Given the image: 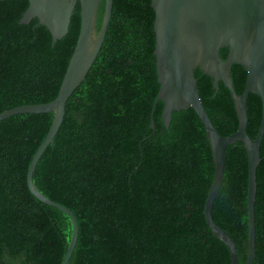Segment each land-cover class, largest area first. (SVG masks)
Listing matches in <instances>:
<instances>
[{
  "label": "trees",
  "instance_id": "1",
  "mask_svg": "<svg viewBox=\"0 0 264 264\" xmlns=\"http://www.w3.org/2000/svg\"><path fill=\"white\" fill-rule=\"evenodd\" d=\"M27 0L0 1V114L53 101L73 56L81 5L69 32L53 42L34 19L20 22ZM100 5L97 32L104 16ZM152 0H114L105 42L86 79L70 97L63 124L40 159L34 183L68 207L79 223L69 264H231L228 247L207 225L204 207L215 176L206 130L194 109L163 122L156 66ZM224 59L228 49L221 51ZM238 94L248 73L235 64ZM203 105L222 136L239 120L222 81L196 70ZM262 99L250 94L247 132L257 137ZM152 119L156 130L151 128ZM54 113L20 114L0 122V264H63L73 225L58 208L30 192L27 174ZM249 156L243 142L227 149L223 183L213 208L217 225L234 239L240 264L249 249ZM256 247L264 264V140L257 169Z\"/></svg>",
  "mask_w": 264,
  "mask_h": 264
},
{
  "label": "water",
  "instance_id": "2",
  "mask_svg": "<svg viewBox=\"0 0 264 264\" xmlns=\"http://www.w3.org/2000/svg\"><path fill=\"white\" fill-rule=\"evenodd\" d=\"M8 1V0H0ZM29 7L22 25L34 19L48 28L53 42L69 32L73 12L81 5V28L73 56L62 81L58 96L49 103L16 107L0 114V122L20 114L54 113L52 126L34 155L27 174V185L32 195L43 204L65 212L72 221L73 232L63 264H69L79 238V223L66 206L43 194L34 183L37 165L57 136L66 113V106L84 82L101 52L109 29L114 0H27ZM105 1L102 26L97 32L100 5ZM155 11L156 66L160 91L154 103H164L163 122L170 126L174 111L194 109L210 142L215 164V176L204 207L208 227L229 249L231 264H240L237 245L213 217V208L221 189L226 168L227 149L243 142L249 156V249L247 264H253L256 247L255 203L257 169L261 163L264 140V0H152ZM228 49L224 59L221 51ZM243 66L247 73L244 92H236L231 72L233 66ZM214 80L218 91L222 81L230 91L237 112L238 130L222 136L210 119L200 95L196 70ZM250 94L262 99V121L256 138L247 132L249 124L248 99ZM151 128L156 130L152 119Z\"/></svg>",
  "mask_w": 264,
  "mask_h": 264
}]
</instances>
